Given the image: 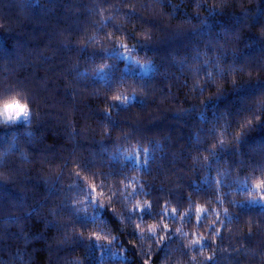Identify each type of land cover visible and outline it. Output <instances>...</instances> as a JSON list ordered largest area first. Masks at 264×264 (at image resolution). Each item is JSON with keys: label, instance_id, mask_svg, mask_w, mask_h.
<instances>
[{"label": "clouds", "instance_id": "clouds-1", "mask_svg": "<svg viewBox=\"0 0 264 264\" xmlns=\"http://www.w3.org/2000/svg\"><path fill=\"white\" fill-rule=\"evenodd\" d=\"M0 264H264V0H0Z\"/></svg>", "mask_w": 264, "mask_h": 264}]
</instances>
